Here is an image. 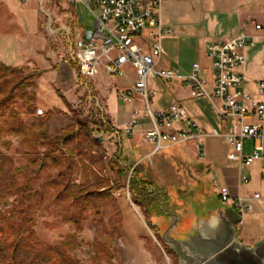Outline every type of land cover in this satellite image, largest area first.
Instances as JSON below:
<instances>
[{"label": "rangeland", "instance_id": "rangeland-1", "mask_svg": "<svg viewBox=\"0 0 264 264\" xmlns=\"http://www.w3.org/2000/svg\"><path fill=\"white\" fill-rule=\"evenodd\" d=\"M64 1L51 0L52 4L49 5L48 10H50L52 21L40 11L37 1L35 4L32 0L23 5V10H26L25 12L22 11L24 14L19 12V14L15 13L11 17L6 13L7 10L0 11V38L7 37L20 42L35 40L32 27H29L27 19L38 22L37 16H39L41 18L40 33L46 39L47 44V53L44 55L48 57V52H52L53 60L55 58L61 60V63L58 64H61L62 68L59 70L57 67L59 65H56L58 61H53L52 67L48 70H42V65L36 66V68L32 67V69L23 68L26 75L33 74L35 76L37 115L39 116V110L44 112L43 115L48 112L52 114L51 134L54 137L58 136L59 132L71 123L72 111L80 114L81 117H86L96 109L107 116L105 101L98 97L94 88V81L79 78L77 68L69 61L68 53L74 40H68V33L76 27L70 19L72 9ZM190 3L194 5V13L192 16L181 20L180 25H176L177 27L173 29L174 32H181V35L184 33L183 35L190 40L203 39L207 40L208 44L219 42L225 40L227 36L233 35L238 27H243L250 20H264V0H190ZM76 16L78 26L82 30L93 28L94 18L85 6L78 5ZM197 18L199 21L197 26L189 25V22ZM23 25H27V28H24ZM189 56L187 61L190 60L192 63L194 56ZM64 62L69 64L66 65ZM62 96L65 97L71 108L64 104L61 99ZM14 108L18 119L30 125L32 119L21 103H16ZM11 125L12 120L10 118L0 117V128L6 129ZM111 133H96L95 135L110 137ZM6 143L10 144L9 148L5 147ZM149 146L147 152L153 149V146ZM103 147L106 149L109 159L117 154L120 148L122 158H127L124 155V147L120 139L110 138L103 144ZM0 153L13 158L16 185L22 186L29 176L33 177V200L27 210V217L33 221L35 246H56L73 239L76 243L75 248L68 252V256L76 264H180V258L167 245L162 236L169 229L170 224L177 221V218H174L175 214L179 216V214L189 210L186 208H188L187 196L190 189L174 186L181 184L178 173H175V169L164 165L163 161L156 162L158 153L139 163L130 159L129 162L135 163V166L141 165L144 173L154 182L155 187L163 191L162 197L167 192L170 204L176 205L169 208L167 212L174 215L160 217L157 224L159 225L158 230L152 229L146 222L143 210L132 201L128 188V177L124 187L112 193L122 216V230L119 231L117 228L114 231L116 220L113 215L114 211L107 205L108 203H99L100 218L105 224L106 234H103L99 229L96 223L98 219L92 215L90 208L82 217L80 230H77L68 221L74 214V208L63 209L58 205L56 201L57 191L51 184L53 179L58 182L61 181L58 172L50 166L44 173L37 174L38 169L34 171L35 169L30 165L31 156L20 147L19 136L5 134L1 137ZM38 153L44 154L45 149L40 147ZM163 154L161 151L158 156ZM157 163L164 165L165 173L159 170ZM106 173L104 175L114 177L110 171L107 170ZM182 175H184V184L188 187L190 185L188 174L184 172ZM72 179L76 184L83 183V177L76 169L73 171ZM171 186L173 187L170 188ZM210 189L211 187L206 185L205 191L208 196H213ZM12 201L13 198H9L0 208V212L10 208Z\"/></svg>", "mask_w": 264, "mask_h": 264}, {"label": "built area", "instance_id": "built-area-1", "mask_svg": "<svg viewBox=\"0 0 264 264\" xmlns=\"http://www.w3.org/2000/svg\"><path fill=\"white\" fill-rule=\"evenodd\" d=\"M36 1L40 11L52 21L48 10L51 0ZM28 2L29 0H20L22 5ZM65 2L72 9L70 19L76 27L68 33V40H74L68 53L69 61L77 68L79 78L94 80L100 75L102 68L110 76L125 75L127 66L135 70L136 80L133 86L118 90L117 95L124 105H131L138 99L143 102L142 114L152 121L151 129L145 134V141L153 146V153L147 158L173 145L194 143L199 149L202 140L219 138L224 139L231 148L227 154L230 162L240 167H250L257 161H264V76L257 83V95H253L244 89L245 80L240 72L247 61L245 51L256 50L259 46L264 51V20H250L236 37L206 46L207 58L212 67V88L209 90V81L201 75L200 64H193L187 76H180L176 70L161 68L162 43L165 38L175 36L174 30L162 22V0ZM79 4L85 6L94 18V25L90 30L81 31L77 26L76 10ZM145 30H148V38L152 42L149 51L138 43ZM153 79H161L167 84L180 79L190 87L193 98H206L214 106L218 101L220 105L216 110L220 121H233L230 130H204L179 104H173L166 111H153L150 105L154 96L150 92ZM43 113L39 110V116ZM133 115L127 134L136 126L140 112L135 111ZM97 136L99 142L104 144L110 138L120 139L122 131L114 129L110 137L100 134ZM247 140L255 144L253 153L249 156L244 154ZM248 182L247 176H240V183ZM218 194L224 204L232 203L241 216L253 210L252 200L261 199L257 193L249 199L239 196L232 200L228 188H221Z\"/></svg>", "mask_w": 264, "mask_h": 264}, {"label": "crops", "instance_id": "crops-1", "mask_svg": "<svg viewBox=\"0 0 264 264\" xmlns=\"http://www.w3.org/2000/svg\"><path fill=\"white\" fill-rule=\"evenodd\" d=\"M35 1L32 0V2ZM144 1L147 2L148 0ZM23 8L20 0H0V11L7 10L6 13L11 17L15 13L25 12L26 10ZM193 8L194 5L190 3V0H162V22L165 26L174 29L177 27L176 25H180L181 20L192 16ZM37 19L38 22L27 19L29 27H32L35 40L20 42L7 37L0 38V62L7 66L28 69L42 65V70L50 69L52 63L56 61H58L56 65L61 63V60L57 58L53 60L52 52H48V57L44 55L47 53V44L46 39L40 33L41 18L37 16ZM76 19L78 26L77 16ZM198 23L197 18L189 22V25L197 26ZM23 26L25 28L27 25ZM243 27H238L236 32L227 36L225 40L236 37ZM79 28L82 31V28ZM148 33V30L143 31L138 43L149 51L152 42L148 38ZM183 34L175 31L174 37L165 38L163 41L161 68L176 70L180 76H187L193 64H200L201 75L209 81V90H211L212 67L207 58L206 49L208 41L203 39L190 40ZM245 54L247 61L240 70L245 80L244 89L253 95H257V83L264 76V51L259 46L256 50L245 51ZM189 55L194 56L192 63L190 60L187 61ZM64 64L69 63L64 62ZM57 67L58 70L62 68L61 64ZM135 80V70L127 66L125 75L116 77L110 76L105 68H102L100 75L93 81L98 97L105 101L103 102L106 113L113 128L122 131L120 141L123 143L124 155L131 161L139 163L142 160H147V157L153 153V149L146 151L150 146L145 141V134L151 129L152 121L143 116L144 106L141 100L138 99L131 105H124L117 95L118 90L131 88ZM150 92L154 94L150 100L153 111H166L173 104H179L186 110L188 116L206 131L217 129L221 132H227L233 123L232 120L227 123L220 121L216 110V107L220 105L218 101L215 102L214 106L206 98H193L190 87L180 79L172 80L168 84L161 79H153L150 83ZM135 111H139L140 116L137 118L136 126L132 128V132L127 134L126 130L134 119ZM254 147L253 141H246L244 154L246 156L251 155ZM230 149L224 139L207 138L201 141L199 149L194 143H182L167 147L162 150L164 153L162 156H158L161 151L157 154L158 160L156 162L163 161L164 165L175 169V173H178L177 175L181 180V184L174 185L175 187L190 189V196L187 200L188 208H186L189 210H185L186 213L179 214V216L176 215L178 217V224L175 229L177 236L188 230L199 219H211L212 224L216 223L218 221L217 214L223 211L236 230L237 240L245 247L255 248L260 244L264 245V161H257L250 167H240L227 159ZM164 165L157 163L159 170L165 173ZM179 168L182 169L180 172ZM184 172L188 174L190 182L188 187L184 184V175H182ZM241 175L249 178L247 184L240 183ZM166 178L168 179L167 174ZM206 185L211 187V195L213 196H208L205 191ZM221 188H228L232 200H236L239 196L249 199L257 193L260 194L261 199L252 200L253 210L241 216L232 203L224 204L220 200L218 191Z\"/></svg>", "mask_w": 264, "mask_h": 264}, {"label": "trees", "instance_id": "trees-1", "mask_svg": "<svg viewBox=\"0 0 264 264\" xmlns=\"http://www.w3.org/2000/svg\"><path fill=\"white\" fill-rule=\"evenodd\" d=\"M36 88L33 74L26 75L23 68L0 62V117L12 120L10 127L0 128V138L5 134L19 136L20 147L31 156L29 162L34 171L38 169L37 174L44 173L50 166L58 172L61 181H51L57 191L56 201L63 209L74 208V214L68 221L77 230L81 229L82 217L90 208L98 219L99 229L103 234L107 233L100 218V202L108 203L114 211V231L117 228L122 230V216L112 193L123 188L128 177L132 201L143 210L152 229L158 230L156 222L160 217L174 215L167 211L175 204H170L167 192L162 197L163 191L155 187L140 164L135 166L128 158H122L121 148L108 158L106 149L95 135L114 130L108 116L96 109L86 117L72 111L71 123L54 137L51 134L52 114L37 115ZM61 99L71 108L65 97ZM18 102L32 119L30 125L18 119L14 108ZM9 146V143L5 144V147ZM40 147L45 149L42 155L38 153ZM74 169L80 172L83 183L76 184L72 179ZM107 170L113 178L104 175ZM14 172L13 158L0 153V208L13 198L11 207L0 212V264H76L68 256V252L75 248L73 239L56 246L34 245L33 221L27 217L33 200V177L29 176L24 185L18 186Z\"/></svg>", "mask_w": 264, "mask_h": 264}, {"label": "water", "instance_id": "water-1", "mask_svg": "<svg viewBox=\"0 0 264 264\" xmlns=\"http://www.w3.org/2000/svg\"><path fill=\"white\" fill-rule=\"evenodd\" d=\"M218 221L199 219L188 230L175 233L178 217L162 238L180 258V264H264V245L245 247L237 240L236 230L223 211Z\"/></svg>", "mask_w": 264, "mask_h": 264}, {"label": "bare ground", "instance_id": "bare-ground-1", "mask_svg": "<svg viewBox=\"0 0 264 264\" xmlns=\"http://www.w3.org/2000/svg\"><path fill=\"white\" fill-rule=\"evenodd\" d=\"M96 137H98V136L96 135Z\"/></svg>", "mask_w": 264, "mask_h": 264}]
</instances>
